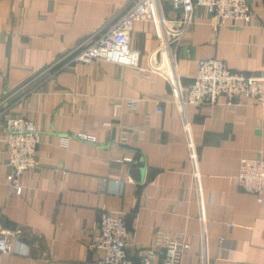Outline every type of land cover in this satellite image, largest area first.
Returning a JSON list of instances; mask_svg holds the SVG:
<instances>
[{"label": "crops", "instance_id": "1", "mask_svg": "<svg viewBox=\"0 0 264 264\" xmlns=\"http://www.w3.org/2000/svg\"><path fill=\"white\" fill-rule=\"evenodd\" d=\"M129 1L0 0V230L13 250L0 264H95L102 253L90 240L102 210L126 213L134 260L163 230L187 233L182 264H264V192L258 200L236 184L242 158H264V104L242 95L240 104L185 105L198 185L180 108L157 68L165 53L152 21H136L130 34L140 70L106 60L61 64ZM250 2L252 24L218 30L195 9L183 38L192 54L175 65L183 84L199 58L264 76V0ZM161 6L168 17L182 12L171 0ZM8 115L29 116L42 132L40 168L23 173L21 194L6 186ZM78 131L96 141L71 135L61 145Z\"/></svg>", "mask_w": 264, "mask_h": 264}, {"label": "built area", "instance_id": "2", "mask_svg": "<svg viewBox=\"0 0 264 264\" xmlns=\"http://www.w3.org/2000/svg\"><path fill=\"white\" fill-rule=\"evenodd\" d=\"M171 5L173 9H181V14L168 17L162 10L161 0H130L125 9L114 13L102 26L79 40L61 58V64L106 60L131 65L140 70V51L132 46L130 34L136 21H152L161 36L159 50L165 53L163 61L157 63V68L168 80L173 99L180 108L186 142L194 164L193 175L199 185L198 156L185 114V105H214L222 101L240 104L242 95L263 105L264 76L234 70L223 59L199 58L192 81L183 84L175 65L179 59L192 54L191 47L184 45L183 38L190 25L195 22L196 8L201 7L207 12L206 21L213 30H218L230 21L252 24L255 13L250 0H171ZM198 16L204 18L203 13ZM71 135L96 141L94 135L78 131L61 136V145H67ZM3 141L8 152L6 186L9 191L21 194L23 186L20 179L23 173L40 168L38 150L42 143V132L29 116L8 115ZM236 184L246 192L257 194L258 200H261L264 192V158H242ZM201 219L205 222L203 217ZM128 236L126 213L102 210L90 240V244L102 253L95 264H182L183 255L190 247L185 231L175 233L159 230L156 244L144 247L138 260H134L128 254ZM202 236L205 238V232ZM9 252L13 250L8 235L0 230V256Z\"/></svg>", "mask_w": 264, "mask_h": 264}]
</instances>
